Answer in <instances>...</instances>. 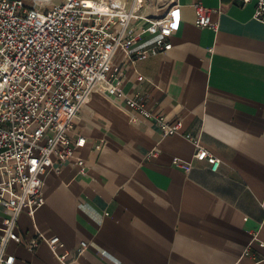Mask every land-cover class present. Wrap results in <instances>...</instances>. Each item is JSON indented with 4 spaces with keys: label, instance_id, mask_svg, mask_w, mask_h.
I'll return each mask as SVG.
<instances>
[{
    "label": "crops",
    "instance_id": "crops-1",
    "mask_svg": "<svg viewBox=\"0 0 264 264\" xmlns=\"http://www.w3.org/2000/svg\"><path fill=\"white\" fill-rule=\"evenodd\" d=\"M195 1L212 10L216 29L195 25ZM177 2L172 48L123 62L122 90L179 121L180 131L162 135L151 119L132 121L123 99L91 93L74 119L86 137L76 150L86 172L66 160L58 175H45L44 204L33 217L19 215L22 242L7 246L14 264H264L241 255L249 247L264 257V25L253 19L256 0ZM186 134L221 160L217 171L206 161L188 171L172 163L191 160ZM39 234L59 245L42 240L29 249L25 241Z\"/></svg>",
    "mask_w": 264,
    "mask_h": 264
},
{
    "label": "built area",
    "instance_id": "built-area-1",
    "mask_svg": "<svg viewBox=\"0 0 264 264\" xmlns=\"http://www.w3.org/2000/svg\"><path fill=\"white\" fill-rule=\"evenodd\" d=\"M192 6L197 27L216 29L211 9L201 1ZM178 18L177 0H0V264H14L7 246L22 242L19 215L33 217L44 204L45 175H58L66 160L86 172L76 152L86 137L74 119L91 93L123 99L132 121L151 119L162 135L180 131L179 121L122 90V63L168 52ZM253 19L264 25V0H256ZM146 37L150 45L139 47ZM185 136L195 147L191 160L174 157L172 163L188 171L193 161H206L217 171L221 160L198 138ZM42 240L53 250L59 245L58 237L40 234L25 244L33 249ZM86 247L81 242L77 252ZM241 255L264 261L249 247Z\"/></svg>",
    "mask_w": 264,
    "mask_h": 264
}]
</instances>
